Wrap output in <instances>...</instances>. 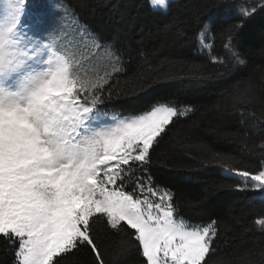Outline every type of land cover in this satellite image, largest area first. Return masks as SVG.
I'll return each instance as SVG.
<instances>
[{
  "label": "snow or ice",
  "instance_id": "6c2138e0",
  "mask_svg": "<svg viewBox=\"0 0 264 264\" xmlns=\"http://www.w3.org/2000/svg\"><path fill=\"white\" fill-rule=\"evenodd\" d=\"M146 3L149 10L167 14L169 0ZM217 7H237L241 17L220 33L223 55L211 54L217 37L210 23L195 43L212 65L224 67L218 75L225 76L230 63H244L236 41L258 8L229 0ZM118 9L111 3L106 14L111 17ZM181 26L173 17L164 29L181 31ZM115 39L102 41L65 0H0V245L11 264H61L60 258L81 249L93 264H107L99 246L102 234L120 237L112 264H125L132 249L143 264H209L216 251L221 222L193 224L179 216L176 194L155 184L150 172L153 152L169 127L195 108L168 97L139 111L109 110L114 97L135 103L155 85L175 79L145 76L141 64L129 80L113 83L125 71ZM236 87L234 102L247 105L257 99L251 81L242 90ZM248 115L264 125L255 112ZM178 136L180 130L173 140ZM259 153L258 170L238 168L214 154L211 163L223 168L224 179H243L235 185L206 183L189 207L206 204L225 189L256 192L255 198L264 200V141ZM253 223L264 235V217ZM254 255L249 250L234 262L212 264H264V249L259 260Z\"/></svg>",
  "mask_w": 264,
  "mask_h": 264
},
{
  "label": "trees",
  "instance_id": "16d2710c",
  "mask_svg": "<svg viewBox=\"0 0 264 264\" xmlns=\"http://www.w3.org/2000/svg\"><path fill=\"white\" fill-rule=\"evenodd\" d=\"M221 0H172L167 14L149 10L146 0H65L69 9L87 24L102 41L115 39L117 50L123 53L125 71L113 78V83L129 80L144 65L145 76H172L175 79L155 85L147 95L135 103L123 96L114 97L107 105L109 110L127 113L146 108L156 99L177 98L179 103L194 106L188 117L180 118L169 127L168 134L153 152L150 172L155 184L170 188L176 194L179 216L193 224H206L212 219L220 221V236L215 241L212 261H236L249 250L252 259L259 260L264 249V235L254 226L257 217H264V202L255 198L253 192L239 193L225 189L210 202L199 207H189L201 195L206 183L218 181L235 185L241 180L224 179L222 167L212 164L211 157L220 154L226 163L244 170H258L260 166L259 145L264 141V125L257 124L248 115L264 119V9L262 0H229L235 5H256L258 11L240 29L236 52L244 61L230 63L228 73L220 65H212L208 53L201 54L196 47L195 36L204 24L210 23L216 34L212 55H223L220 33L229 25L240 21L237 7L218 8ZM118 3L113 16L106 14V6ZM226 13H229L226 15ZM173 17L182 22L181 31L165 30ZM145 57L139 55L140 52ZM145 61L147 63H145ZM151 69H148V65ZM201 66L196 71L193 66ZM154 70V71H153ZM204 79L199 78L200 76ZM211 76V79H207ZM251 81L257 99L251 104L234 102L239 89ZM129 84V88H131ZM243 110L244 115H241ZM180 136L173 140L174 133ZM200 145H206L201 148ZM204 161H209L208 165ZM128 190H131L129 188ZM99 241L107 264L117 251L116 235L103 236ZM124 239H127L125 237ZM0 245V264H11V256ZM61 259V264H93L92 256L84 249ZM125 264H143L135 249L127 255Z\"/></svg>",
  "mask_w": 264,
  "mask_h": 264
},
{
  "label": "rangeland",
  "instance_id": "374dc122",
  "mask_svg": "<svg viewBox=\"0 0 264 264\" xmlns=\"http://www.w3.org/2000/svg\"><path fill=\"white\" fill-rule=\"evenodd\" d=\"M170 1H172V0H169V2ZM168 10V9H167ZM207 53V52H206ZM222 172H223V169H222ZM235 179H238V180H242L243 178H240V177H235ZM249 183H251V181H249ZM253 194L255 195V196H257V197H259L260 196V194L259 193H256V192H253ZM262 200V199H261ZM263 202H264V200H262Z\"/></svg>",
  "mask_w": 264,
  "mask_h": 264
}]
</instances>
